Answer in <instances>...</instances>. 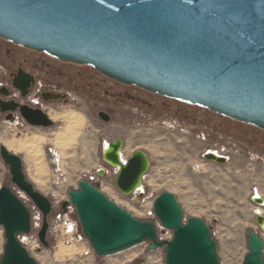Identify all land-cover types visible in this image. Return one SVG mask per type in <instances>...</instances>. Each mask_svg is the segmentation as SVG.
<instances>
[{"label": "water", "instance_id": "95a60500", "mask_svg": "<svg viewBox=\"0 0 264 264\" xmlns=\"http://www.w3.org/2000/svg\"><path fill=\"white\" fill-rule=\"evenodd\" d=\"M0 38L264 131V0H0ZM21 114L31 126L53 125L41 110L22 107ZM109 150L102 159L117 169L116 190L142 196L151 169L148 154L138 150L123 162L122 140ZM0 156L12 183L42 214L38 238L48 247L51 200L27 179L19 156L4 146ZM205 158L229 161L212 152ZM68 196L98 258L149 243L150 252L164 251L165 264H221L211 228L199 218L185 221L170 192L154 201L158 223L135 218L88 180ZM252 201L264 207L263 199ZM67 206L62 204L64 212ZM255 220L263 229L264 216ZM0 226L6 239L0 264H38L19 240L32 232V215L8 187L0 189ZM160 226L172 232L171 240L160 238ZM247 244L243 264H264V241L254 229L247 232Z\"/></svg>", "mask_w": 264, "mask_h": 264}, {"label": "rangeland", "instance_id": "374dc122", "mask_svg": "<svg viewBox=\"0 0 264 264\" xmlns=\"http://www.w3.org/2000/svg\"><path fill=\"white\" fill-rule=\"evenodd\" d=\"M0 46L3 51L11 48L1 39ZM14 50L26 53L21 48L14 47ZM57 66L76 70L69 64L57 62ZM93 73V82L101 88L83 87L82 93H72L73 100L68 104L58 103L50 116L61 118L55 120L51 116L55 123L51 128L18 126L0 114V147L8 149V142H28L34 136L48 139L43 144L37 142L38 150L31 155L9 150L23 160L27 179L54 206L49 217L48 247L36 241L42 214L12 183L10 169L0 156V189L10 188L32 215L33 230L21 236L20 242L38 264H130L140 256L146 258L147 264H165L164 251L149 253V243L98 258L82 234L76 210L72 216L77 230L72 237L61 235L58 216L64 212V202L71 207L68 192L77 190L81 180H87L104 167L109 173L101 179L99 188L135 218L158 223L154 201L161 193L170 192L183 209L185 221L199 218L211 228L221 264H243L249 253L248 230L254 229L264 241V229H259L255 220L256 208L261 207L252 201L257 192L264 199V131L205 108L124 86ZM124 92L134 95L135 100ZM101 110L109 113V122L98 117ZM70 112L82 117V128L78 129L73 146L60 150L57 134L64 133L68 125L62 115ZM116 140L124 141L122 154L126 159L138 150L146 152L150 158L151 169L144 178L142 196L120 194L114 185L116 171L102 162L101 144ZM208 152H217L229 161L225 165L209 161L205 158ZM261 209L264 216V208ZM159 234L162 240L172 239V232L161 226ZM5 244V231L0 226V260Z\"/></svg>", "mask_w": 264, "mask_h": 264}, {"label": "flooded vegetation", "instance_id": "af4514ba", "mask_svg": "<svg viewBox=\"0 0 264 264\" xmlns=\"http://www.w3.org/2000/svg\"><path fill=\"white\" fill-rule=\"evenodd\" d=\"M0 39L5 44L11 45V48H6L4 51L0 46V63L2 64L0 66V103L5 108L3 110L0 106V114L7 121L16 123L18 126L22 125L23 127L26 125L32 128H45L43 126H31L21 114L22 107L33 111L41 110L53 122V115H51V118L50 112L56 111L58 103L68 104L73 100L70 98L72 93H82L83 87L101 88L98 83L93 82L94 76L91 74L93 72L98 73L104 78L116 81L121 85L136 87L135 85H126L111 79L92 66L65 62L47 53L30 50L2 38ZM14 47L21 48L26 53L16 51ZM57 62L72 65L76 67V70L58 67ZM142 90L144 91L145 89ZM124 94L135 100L134 95L132 96L131 93L124 92ZM101 114L107 115L109 120L106 121L105 118L101 117ZM98 117L104 122H109L111 119L109 113L103 110L99 111ZM54 125L55 123L53 122L51 127ZM111 143L114 142H104L101 144L100 149L102 150L104 144L110 145Z\"/></svg>", "mask_w": 264, "mask_h": 264}, {"label": "bare ground", "instance_id": "6f19581e", "mask_svg": "<svg viewBox=\"0 0 264 264\" xmlns=\"http://www.w3.org/2000/svg\"><path fill=\"white\" fill-rule=\"evenodd\" d=\"M61 118V116L59 117V116H57V115H53V119H60ZM62 118L63 119H65L66 121H67V123H68V125H67V128L65 129V132L64 133H62L61 135H59V134H57L58 136H57V140H58V145H59V147L61 148L60 150H65V149H67L68 150V148H71L72 146H73V144L76 142V139H77V137H78V129L79 128H82L81 126H82V123H83V121H82V117H80V116H78V115H76V114H74V113H65L64 115H62ZM62 119V120H63ZM80 131V130H79ZM79 134H80V132H79ZM34 135V134H33ZM39 135V134H38ZM32 136V135H31ZM55 136V135H54ZM27 137V136H26ZM42 137H44V136H42ZM28 139V138H27ZM26 139V140H27ZM63 139H67V140H63ZM29 140V139H28ZM11 141V140H10ZM19 141V140H18ZM48 141V139H44V138H37V137H32L31 138V140H29L28 142H17V141H11V142H8L7 143V145L6 144H4V145H6L7 147H8V150H21V151H25L26 152V154L28 153V155L30 154H34V153H36V150H38V149H36V148H38V144H37V142H41L42 144L44 143V142H47ZM37 144V145H36ZM109 146L110 145H108V144H105L104 145V149H105V153L106 154H108L109 153ZM57 147V146H56ZM40 148V147H39ZM58 148V147H57ZM12 152V151H11ZM63 152V151H62ZM14 153V152H13ZM16 153V152H15ZM213 153H215V152H213ZM215 155L216 156H218V157H221V155H218L217 153H215ZM33 157V156H32ZM120 157H121V160L123 161V162H126V160L127 159H125L124 157H123V155H122V153H121V155H120ZM103 168V167H102ZM115 171H116V174H117V169H115ZM150 171V170H149ZM149 173V172H148ZM143 184V183H142ZM145 190V189H144ZM142 191V190H141ZM254 195H256V197H259V198H261V199H263V197H262V195L260 194V193H256V194H254ZM264 200V199H263ZM258 206V205H257ZM258 207H260V206H258ZM261 208H264V207H261ZM261 208H256V213L258 214V215H262L263 216V211H262V209ZM264 229V228H263ZM64 254V253H63Z\"/></svg>", "mask_w": 264, "mask_h": 264}, {"label": "built area", "instance_id": "2783aa9c", "mask_svg": "<svg viewBox=\"0 0 264 264\" xmlns=\"http://www.w3.org/2000/svg\"><path fill=\"white\" fill-rule=\"evenodd\" d=\"M104 145H103V148L101 150V159H102V154L105 152ZM103 164H104V161H103ZM103 169L105 171V175H107L109 173L104 167L103 168L100 167L97 170V172L95 173V175L90 176L87 180L90 183L94 184V185H99L100 186L101 179L104 178V177H101L100 176V171L103 170ZM101 191H103V190H101ZM136 194H139V193H136ZM255 196L256 195H254V197ZM53 208H54V206H53ZM73 213H75V207L73 205H71V207H67L66 212H62V214H59L58 221H60L59 228H60L61 235H64V236H67L68 235L69 237L70 236L72 237V235L77 230V223H76L74 217L72 216ZM36 241L39 243L40 242L39 241V238H37ZM141 246H143V245H141ZM148 252L151 253L149 249H148ZM137 260H143V262L142 263H139V264H147V260L143 256H140V257L135 258V260L133 262H131L130 264H136L135 262Z\"/></svg>", "mask_w": 264, "mask_h": 264}]
</instances>
